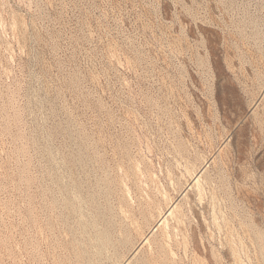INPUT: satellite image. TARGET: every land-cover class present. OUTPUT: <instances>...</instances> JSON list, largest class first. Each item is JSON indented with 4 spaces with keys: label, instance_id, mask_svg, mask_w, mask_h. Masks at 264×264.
<instances>
[{
    "label": "rangeland",
    "instance_id": "374dc122",
    "mask_svg": "<svg viewBox=\"0 0 264 264\" xmlns=\"http://www.w3.org/2000/svg\"><path fill=\"white\" fill-rule=\"evenodd\" d=\"M262 60L264 0H0V264H76L120 203L146 193L160 199L152 226L120 264H264Z\"/></svg>",
    "mask_w": 264,
    "mask_h": 264
},
{
    "label": "bare ground",
    "instance_id": "6f19581e",
    "mask_svg": "<svg viewBox=\"0 0 264 264\" xmlns=\"http://www.w3.org/2000/svg\"><path fill=\"white\" fill-rule=\"evenodd\" d=\"M210 2V1H209ZM223 3V2H222ZM210 6V5H209ZM231 23V22H230ZM239 26V25H238ZM234 30V29H233ZM250 31V30H249ZM233 32V31H232ZM238 32V31H237ZM232 37H234L233 35H232ZM236 38V37H235ZM249 39V38H248ZM230 45V44H229ZM229 47V46H228ZM245 48V47H244ZM231 49H233V48H231ZM249 49V48H248ZM248 49H247V51H248ZM250 50L252 51V49L250 48ZM254 50V49H253ZM257 50V49H256ZM235 51V50H234ZM247 51H245V52H247ZM258 51V50H257ZM245 52H244V54H245ZM233 53V52H232ZM236 53V52H235ZM239 53V52H238ZM242 53V52H241ZM249 53V52H248ZM252 53V52H251ZM225 54H226V52H225ZM254 54V53H253ZM246 55V54H245ZM256 55V54H255ZM261 55H263V54H261ZM236 56V55H235ZM257 56V55H256ZM258 56H260V55H258ZM246 57H248V55L246 56ZM226 58V57H225ZM233 60V59H232ZM231 60V61H232ZM245 60V59H244ZM243 60V61H244ZM248 60V59H247ZM246 60V61H247ZM251 60V59H250ZM256 60V59H255ZM243 61H242V63H243ZM262 61H264V60H262ZM261 61V62H262ZM254 62V61H253ZM256 62V61H255ZM261 62H258L259 64L261 63ZM246 63H248V62H246ZM252 63V62H251ZM263 63V62H262ZM230 64V63H229ZM244 64V63H243ZM231 65H233V64H231ZM241 65V64H240ZM245 65V64H244ZM253 65H255V64H253ZM256 65H258L257 63H256ZM263 65V64H262ZM248 66H249V64H248ZM248 66H246V67H248ZM251 66V65H250ZM249 66V67H250ZM258 66H260V65H258ZM235 67V66H234ZM260 68V67H259ZM258 68V69H259ZM250 69V68H249ZM236 70V69H235ZM255 70V69H254ZM252 71V70H251ZM244 72H246L245 70H244ZM243 73V72H242ZM257 73V72H256ZM259 73V72H258ZM246 74V73H245ZM253 74V73H252ZM252 74H250V75H252ZM239 75H240V73H239ZM242 75V74H241ZM248 75V74H247ZM259 76V75H258ZM241 77V76H240ZM243 77V76H242ZM257 77V76H256ZM252 78V77H251ZM255 78V77H254ZM241 80V79H240ZM249 80V79H248ZM247 80V81H248ZM239 81V80H238ZM234 84V83H233ZM254 84V83H253ZM228 86V85H227ZM225 88V87H224ZM168 89V88H167ZM226 92V91H225ZM230 93H231V91H230ZM232 94V93H231ZM169 95V94H168ZM171 95V94H170ZM229 95V94H228ZM173 96V95H172ZM171 97V96H170ZM173 99V98H172ZM223 100V99H222ZM140 101V100H139ZM157 101V100H156ZM168 101H170V100H168ZM149 104V103H148ZM224 104V103H223ZM258 104V103H257ZM167 105V104H166ZM254 105V104H253ZM164 108V107H163ZM188 109V108H187ZM209 109V108H208ZM254 109V108H253ZM131 110V109H130ZM150 110V109H149ZM186 112V111H185ZM211 112V111H210ZM173 116V115H172ZM175 116V115H174ZM184 116V115H183ZM141 118V117H140ZM157 118V117H156ZM133 120V119H132ZM186 120H187V118H186ZM129 121V120H128ZM207 121H208V119H207ZM127 122V121H126ZM189 122V121H188ZM173 123V122H172ZM129 124V123H128ZM190 124V123H189ZM188 124V125H189ZM194 124V123H193ZM140 125V124H139ZM145 125V124H144ZM187 125V124H186ZM192 125V124H191ZM161 126V125H160ZM193 126V125H192ZM151 127V126H150ZM189 127V126H188ZM191 127V126H190ZM206 127V126H205ZM131 128V127H130ZM149 128V127H148ZM195 128V127H194ZM192 130V129H191ZM174 131V130H173ZM179 131V130H178ZM189 131V130H188ZM152 132V131H151ZM164 132V131H163ZM171 132V131H170ZM179 133V132H178ZM199 133V132H198ZM136 134H138V133H136ZM152 134V133H151ZM171 134V133H170ZM182 134V133H181ZM200 134V133H199ZM145 135V134H144ZM167 136V135H166ZM173 136V135H172ZM175 136V135H174ZM179 136V135H178ZM120 137V136H119ZM121 137H123V136H121ZM137 137H138V135H137ZM155 137V136H154ZM169 137V136H168ZM180 137H181V135H180ZM167 138V137H166ZM177 138V137H176ZM184 138V137H183ZM183 138H180V139H182V140H184ZM187 138V137H186ZM139 139V138H138ZM153 139V138H152ZM172 139V138H171ZM174 139V138H173ZM189 140V139H188ZM121 141V140H120ZM134 141V140H133ZM174 141V140H173ZM172 141V142H173ZM178 141V140H177ZM180 141V140H179ZM178 141V142H179ZM164 142V141H163ZM162 142V143H163ZM185 142V141H184ZM166 144V143H165ZM185 144V143H184ZM189 144V143H188ZM128 145V144H127ZM133 145V144H132ZM173 145H175V144H173ZM178 145V144H177ZM221 145V144H220ZM79 146V145H78ZM150 146V145H149ZM154 146H156V145H154ZM185 146H187V147H189L187 144L185 145ZM191 146H192V144H191ZM162 147V146H161ZM171 147V146H170ZM173 147V146H172ZM177 147V146H176ZM117 148V147H116ZM131 148V147H130ZM141 148V147H140ZM150 148V147H149ZM164 148V147H163ZM163 148H161V149H163ZM166 148V147H165ZM173 148H175V147H173ZM181 148V147H180ZM183 148V147H182ZM191 149H192V147H190ZM65 149V148H64ZM151 149H152V147H151ZM177 149V148H176ZM179 149V148H178ZM188 149V148H187ZM194 149V148H193ZM148 150V149H147ZM153 150V149H152ZM164 150V149H163ZM182 150H185L184 148L182 149ZM63 151V150H62ZM166 151V150H165ZM175 150H173V152H174ZM180 151V150H179ZM186 151V150H185ZM189 151V150H188ZM198 151V150H197ZM118 152V151H117ZM149 152V151H148ZM177 152V151H176ZM175 152V153H176ZM181 152V151H180ZM196 152V151H195ZM218 152V151H217ZM222 152V151H221ZM71 153H73V152H71ZM70 153V154H71ZM115 153V152H114ZM159 153V152H158ZM161 153V152H160ZM171 153H172V149H171ZM178 153V152H177ZM123 154V153H122ZM129 154V153H128ZM180 154V153H179ZM193 154V153H192ZM127 155V154H126ZM131 155V154H130ZM165 155H168V154H165ZM195 155V154H194ZM198 155V154H197ZM169 156V155H168ZM174 156H176L175 154H174ZM186 156V155H185ZM192 156V155H191ZM199 156V155H198ZM201 156V155H200ZM118 157V156H117ZM131 157V156H130ZM152 157V156H151ZM173 157V156H172ZM177 157V156H176ZM180 157L182 158V156H181V154H180ZM197 157V156H196ZM196 157L194 158V160H196ZM169 158V157H168ZM180 158V159H181ZM184 158V157H183ZM202 158H203V156H202ZM204 158H206L205 156H204ZM208 158V157H207ZM59 159V158H58ZM126 159V158H125ZM130 159V158H129ZM135 159V158H134ZM133 159V160H134ZM157 160H158V158H156ZM160 159V158H159ZM162 159H163V157H162ZM193 159V158H192ZM198 159H199V157H198ZM201 159V158H200ZM200 159H199V161H200ZM73 160V159H72ZM131 160V159H130ZM183 160H185V159H183ZM188 160V159H187ZM114 161H116V159L114 160ZM118 161V160H117ZM124 162H125V160H123ZM141 161V160H140ZM151 161V160H150ZM150 161H149V163H150ZM170 161H172V160H170ZM181 161H182V159H181ZM180 161V162H181ZM212 161V160H211ZM69 162V161H68ZM73 162V161H72ZM80 162V161H79ZM119 162H121V160H119ZM127 162V161H126ZM130 162V161H129ZM133 162V161H132ZM137 162V161H136ZM143 162V161H142ZM145 162V161H144ZM146 162H148V161H146ZM145 162V163H146ZM158 162V161H157ZM165 162V161H164ZM168 162H169V160H168ZM175 162H176V160H175ZM183 163H184V161H182ZM187 162V161H186ZM112 163H114V162H112ZM153 163V162H152ZM162 163V162H161ZM189 163V162H188ZM195 163V162H194ZM76 164V163H75ZM132 164V163H131ZM143 164V163H142ZM157 164V163H156ZM164 164H166V163H164ZM164 164H163V166H164ZM176 164H179V163H176ZM181 164V163H180ZM179 164V166H181ZM186 164V163H185ZM118 164H116V166H117ZM123 165V164H122ZM139 165V164H138ZM138 165L137 166H135V164L134 165H132L133 167L135 166V167H137L138 168ZM149 165V164H148ZM190 165H192V164H190ZM197 165V164H196ZM204 165L206 166V164L204 163ZM209 165V164H208ZM114 166V165H113ZM115 166V167H116ZM128 166H131V165H128ZM150 166V165H149ZM166 166V165H165ZM188 166V165H187ZM187 166H185V167H183V168H186ZM201 166V165H200ZM60 167V166H59ZM99 167V166H98ZM119 167H122L121 165L119 166ZM151 167H152V164H151ZM171 166H169V169L171 170V168H170ZM192 167H193V165H192ZM194 167H196V166H194ZM198 167H199V165H198ZM204 167V166H203ZM61 168V167H60ZM73 168V167H72ZM140 168V167H139ZM144 168H145V165H144ZM163 168V167H162ZM162 168H160L161 170H162ZM177 168V167H176ZM107 169V168H106ZM119 170H121L120 168H118ZM154 169V168H153ZM157 170L159 169V167L158 168H156ZM168 169V170H169ZM175 169V168H174ZM197 169V168H196ZM90 170V169H89ZM94 170V169H93ZM98 170V169H97ZM123 170H125L124 168H123ZM132 170V169H131ZM150 170V169H149ZM164 170V169H163ZM179 170V169H178ZM178 170H176L175 169V172L176 171H178ZM204 170V169H203ZM86 171V170H85ZM127 171V170H126ZM125 171V172H126ZM143 171V170H142ZM141 171V172H142ZM148 171V170H147ZM154 171H155V169H154ZM153 171V172H154ZM160 171V170H159ZM181 171H183V170H181ZM185 171V170H184ZM190 171H192V170H190ZM194 171H196V170H193V172ZM201 171V170H200ZM103 172V171H102ZM117 172H119V171H117ZM124 172V174H126V175H128L127 174V172L125 173ZM165 172V171H164ZM167 172V171H166ZM171 172V171H170ZM173 172V171H172ZM175 172H174V174H175ZM192 172V173H193ZM203 172V171H202ZM90 173H91V171H90ZM96 173V172H95ZM168 173V172H167ZM177 173V172H176ZM186 173H187V171H186ZM115 174H117V173H114V175ZM123 174V175H124ZM132 174V173H131ZM143 174V173H142ZM145 174H147V173H145ZM181 174V173H180ZM183 174V173H182ZM191 174V173H190ZM190 174H187V175H190ZM194 174H195V172H194ZM193 174V176L194 177H192V180H194L193 181V184L194 185H196L195 187H198L199 188V186H200V190L201 191H203V189H202V187H201V185H199V178L197 177V174L198 173H196L195 175ZM200 174V173H199ZM202 174V173H201ZM206 174V173H205ZM43 175V174H42ZM118 175V174H117ZM126 175H124V176H126ZM130 175V174H129ZM137 175V174H136ZM151 175V174H150ZM178 175V174H177ZM176 175V177H177V179H178V176ZM185 175V174H184ZM63 176V175H62ZM134 176V175H133ZM143 176H144V174H143ZM155 176V175H154ZM159 176H160V173H159ZM168 176H170V175H166V177L168 178ZM180 176H182V175H180ZM179 176V177H180ZM138 177V176H137ZM137 177H136V179H137ZM161 177H163L164 178V176H161ZM171 177V176H170ZM173 177H174V175H173ZM184 176H182V178H183ZM189 177V176H188ZM200 177V176H199ZM107 178V177H106ZM117 178V177H116ZM115 178V179H116ZM134 178V180H136L135 179V177H133ZM146 178V177H145ZM156 178H157V176H156ZM185 178V177H184ZM202 178V177H201ZM124 179V178H123ZM123 179H122V181H123ZM129 179H131V178H129ZM139 179V178H138ZM150 179V178H149ZM149 179H145V180H149ZM168 179H170V178H168ZM172 179V178H171ZM180 179V178H179ZM95 180V179H94ZM114 180V179H113ZM113 180H112V182H113ZM140 180H142V178L140 179ZM151 181H152V178L150 179ZM149 180V181H150ZM154 180V179H153ZM158 180H159V178H158ZM167 180V179H166ZM172 180H174V179H172ZM171 180V181H172ZM188 180V179H187ZM191 180V181H192ZM203 180V179H202ZM53 181V180H52ZM75 181H76V179H75ZM106 181H108L107 179H106ZM119 181H121V180H119ZM124 181H126V180H124ZM151 181H150V183H151ZM160 181V180H159ZM169 181V180H168ZM182 181H184V179L182 180ZM186 181V180H185ZM184 181V182H185ZM201 181V180H200ZM71 182H73V181H71ZM79 182V181H78ZM127 182V181H126ZM125 182V184L127 185V183ZM131 182H132V179H131ZM136 182V181H135ZM135 182H133V183H135ZM148 182V181H147ZM167 182V181H166ZM174 182V181H173ZM188 182V181H187ZM186 182V183H187ZM205 182V181H204ZM209 182V181H208ZM55 183V182H54ZM61 183V182H60ZM75 183V182H74ZM103 183V182H102ZM109 183V182H108ZM111 183V182H110ZM118 183V182H117ZM144 183V182H143ZM143 183H141V184H143ZM168 183V182H167ZM189 183V182H188ZM202 183V182H201ZM42 184V183H41ZM44 184V183H43ZM76 184V183H75ZM74 184V185H75ZM100 184V183H99ZM120 184H121V182H120ZM124 184V183H123ZM129 184H131L130 182H129ZM138 184V183H137ZM139 184H140V182H139ZM139 184H138V186H139ZM153 184H156V182L155 183H153ZM160 184V183H159ZM170 184V183H169ZM173 184V183H172ZM202 184H204V183H202ZM223 184V183H222ZM73 185V184H72ZM86 185V184H85ZM94 185V184H93ZM111 185V184H110ZM119 185V184H118ZM126 185L124 186V187H126ZM133 185V184H132ZM131 185V186H132ZM145 185V184H144ZM143 185V186H144ZM148 185V184H147ZM164 185V184H163ZM177 187H178V185L177 184H175ZM174 185V186H175ZM181 185V184H180ZM193 185V186H194ZM199 185V186H198ZM63 186V185H62ZM77 187H78V185H76ZM79 186H81V185H79ZM104 186H105V183H104ZM112 186V185H111ZM115 186V185H114ZM120 186H122V185H120ZM143 186L141 187V189L143 188ZM169 186V185H168ZM173 186V187H174ZM182 186V185H181ZM186 186V185H185ZM192 186V185H191ZM43 187V186H42ZM74 187V186H73ZM97 187H99V186H96V189H97ZM107 187V186H106ZM119 187V186H118ZM128 187V186H127ZM130 187V186H129ZM151 187V186H150ZM155 187V186H154ZM157 187V186H156ZM158 187H159V185H158ZM157 187V188H158ZM176 187V188H177ZM72 188V187H71ZM100 188V187H99ZM110 188V187H109ZM123 188V187H122ZM137 188H139V187H137ZM157 188L155 189V191H157ZM160 188V187H159ZM158 188V189H159ZM182 188V187H181ZM185 187H183V189H184ZM206 188V187H205ZM40 189V188H39ZM75 189V188H74ZM73 189V190H74ZM77 189V188H76ZM86 189V188H85ZM89 189V188H88ZM87 189V190H88ZM125 189V188H124ZM130 189V188H129ZM140 189V188H139ZM149 189H151V188H149ZM67 190H68V188H67ZM72 190V191H73ZM95 190V189H94ZM106 190H108L107 188H106ZM105 190V191H106ZM123 190V189H122ZM125 190H127V191H129L128 189H125ZM133 190V189H132ZM135 190V189H134ZM138 190V189H137ZM148 190V189H147ZM146 190V191H147ZM154 190V189H153ZM162 190H164V188L162 189ZM161 190V195H162V198H164L165 197V194H167V193H165L164 191H162ZM166 190V189H165ZM178 190V189H177ZM185 190V189H184ZM196 190V193H197V188L195 189ZM213 190V189H212ZM62 191V190H61ZM78 191H80V190H78ZM77 191V192H78ZM90 191H92V190H90ZM99 191H101V190H99ZM151 191V190H150ZM171 191H172V189H171ZM179 191V190H178ZM182 191V190H181ZM186 191V190H185ZM184 191V192H185ZM187 191H189V190H187ZM215 191V190H214ZM60 192V191H59ZM71 192V191H70ZM75 192V191H74ZM85 192V191H84ZM87 192V191H86ZM89 192V191H88ZM93 192V191H92ZM112 192H113V190L111 191V194H112ZM123 192V191H122ZM137 192V191H136ZM164 192V193H163ZM174 192V191H173ZM176 192V191H175ZM211 192V191H210ZM46 193V192H45ZM63 193V192H62ZM81 193V192H80ZM100 193V192H99ZM106 193V192H105ZM120 193V192H119ZM129 193V192H128ZM141 193V192H140ZM158 193H160L159 191H158ZM193 193H194V191H193ZM59 194V193H58ZM73 194V193H72ZM71 194V195H72ZM78 194H79V192H78ZM82 194V193H81ZM94 194V193H93ZM115 194V193H114ZM123 194V193H122ZM134 194V193H133ZM142 194V193H141ZM153 194V193H152ZM152 194H150V193H146L143 197H141V198H139V199H134V200H136V201H134L135 203H130V202H124V203H120V205L119 204H117V205H119L118 206V216H117V219H116V223H113V224H110L109 226H106L108 223V221L106 222L107 224H105V226L103 227V229H97V230H94L93 231V234L91 235V236H89L90 238H89V241H88V239L86 238L87 237V235H89L88 233H87V235H86V239H87V241H85V242H88L87 243V247H85L84 245V249L83 250H81L80 251V253H79V250H76V251H78V254L75 256V255H73V254H71V255H73V256H75V258L73 259V260H76V261H74L76 264H107L108 263V260L110 259V260H114V262L117 264V263H119L120 262V260L124 257V253H125V247L127 246L126 244H127V242L128 241H132V240H129V238H131L132 236H131V234L132 233H136V234H138V233H141L140 235H142V232H141V230H142V227H143V225H144V223H146V222H148L149 223V220H150V218H152L153 217V211L156 209V208H158V202L157 201H159V200H156V198L157 197H153V196H151ZM155 194H156V192H155ZM182 194V193H181ZM200 194L202 195L203 193H201L200 192ZM64 195V194H63ZM75 195V194H74ZM73 195V196H74ZM85 195H87V194H85ZM89 195H91V194H89ZM95 195V194H94ZM97 195V194H96ZM102 195H104V193L102 194ZM123 195H125V194H123ZM129 195H131L130 193H129ZM139 195V194H138ZM160 195V194H159ZM164 195V196H163ZM183 195V194H182ZM191 195V194H190ZM196 196H197V194H195ZM53 196V195H52ZM68 196V195H67ZM72 196V197H73ZM77 196V195H76ZM75 196V197H76ZM80 196V195H79ZM82 196H83V194H82ZM93 196V195H92ZM98 196V195H97ZM106 196H108V195H106ZM113 196V195H112ZM116 196H117V194H116ZM121 196V195H120ZM126 196H128V194L126 195ZM135 196V195H134ZM193 196V195H192ZM63 197V196H62ZM86 197V196H85ZM99 197V196H98ZM103 197V196H102ZM101 197V198H102ZM110 197V196H109ZM131 197H132V195H131ZM198 197V196H197ZM204 197V196H203ZM65 198H66V196H65ZM67 198H69V197H67ZM66 198V199H67ZM84 198V197H83ZM88 198V197H87ZM108 198V197H107ZM114 198V197H113ZM129 199H130V197H128ZM135 198H137V197H135ZM159 198V197H158ZM166 198V197H165ZM223 198V197H222ZM43 199H44V197H43ZM55 199V198H54ZM60 199V198H59ZM62 199H64V198H62ZM77 199H78V197H77ZM85 199V198H84ZM89 199V198H88ZM103 199V198H102ZM106 199V198H105ZM109 199V198H108ZM171 199V198H170ZM194 199V198H193ZM196 199V198H195ZM195 199H194V201H195ZM198 199H200L199 197H198ZM198 199H196V200H198ZM203 199V198H202ZM216 199V198H215ZM46 200V199H45ZM45 200H43V202L42 203H44L45 202ZM50 200H51V198H50ZM56 200V199H55ZM72 200V199H71ZM78 200H80V199H78ZM90 200V199H89ZM94 200V199H93ZM122 200V199H121ZM127 200V199H126ZM125 200V201H126ZM167 200H168V198H167ZM49 201V200H48ZM58 201V200H57ZM56 201V202H57ZM62 201V200H61ZM81 201V200H80ZM79 201V202H80ZM88 201V200H87ZM114 201V200H113ZM112 201V202H113ZM163 201V200H162ZM188 201V200H187ZM186 201V202H187ZM59 203H60V201H58ZM70 202V201H69ZM68 202V203H69ZM82 202V201H81ZM91 202V201H90ZM97 202V201H96ZM115 202V201H114ZM119 202V201H118ZM167 202V201H166ZM166 202H164V203H166ZM189 202H190V200H189ZM188 202V203H189ZM216 202H217V200H216ZM45 203H47V202H45ZM49 203H51V202H49ZM54 203V202H53ZM65 203V202H64ZM63 203V204H64ZM72 203H74L75 204V201H72ZM84 204H85V201L83 202ZM92 203V202H91ZM108 203H110V202H108ZM159 203H161V202H159ZM210 203V202H209ZM48 204V203H47ZM82 204V203H81ZM94 204V203H93ZM96 204H98V203H96ZM101 204V203H100ZM114 204V203H113ZM170 205H168V207H167V209L165 208L166 207V205H167V203L165 204V210H164V212H162V211H160L159 210V217H156L157 219V225H165V220L167 219L166 218V216L167 215H169V217H170V215H172L173 216V213H174V209H176L177 207H176V204H174V202H172V203H169ZM190 204H191V202H190ZM189 204V205H190ZM199 204H201V203H199ZM204 204V203H203ZM217 204V203H216ZM43 205V204H42ZM45 205V204H44ZM56 205V204H55ZM61 205V204H60ZM66 205V204H65ZM70 205H71V203H70ZM78 205V204H77ZM79 205H80V203H79ZM108 205V204H107ZM160 205H162V204H160ZM192 205V204H191ZM190 205V206H191ZM220 205V204H219ZM72 206H74V205H72ZM96 206V205H95ZM102 206H104V205H102ZM106 206V205H105ZM164 206V205H163ZM178 206V205H177ZM215 206V205H214ZM90 207V206H89ZM110 207V206H109ZM108 207V208H109ZM162 207V206H161ZM197 207V206H196ZM217 207V206H216ZM41 208V207H40ZM51 208V207H50ZM55 208V207H54ZM63 208V207H62ZM94 208V207H93ZM97 208H98V206H97ZM108 208H106V209H108ZM183 208V207H182ZM55 209H59L58 207L57 208H55ZM66 209V208H65ZM69 209V208H68ZM81 209V208H80ZM83 209V208H82ZM86 209V208H85ZM89 209V208H88ZM102 209H103V207H102ZM105 209V210H106ZM110 209V208H109ZM112 209V208H111ZM115 209V208H114ZM177 209H180L179 207L177 208ZM188 209H190V207L188 208ZM51 210V209H50ZM60 211L59 212H61V209H59ZM90 210V209H89ZM91 210H92V208H91ZM98 210V209H97ZM99 210H100V208H99ZM104 210V211H105ZM163 210V209H162ZM215 210V209H214ZM47 211V210H46ZM45 211V212H46ZM49 211V210H48ZM56 211V210H55ZM80 211V210H79ZM102 211V213H103V210H101ZM116 211V210H115ZM44 212V213H45ZM53 212V211H52ZM52 212H50V213H52ZM74 212H75V210H74ZM81 212V211H80ZM83 212V211H82ZM155 212V211H154ZM176 212H178V210L176 211ZM175 212V213H176ZM180 212H181V210H180ZM214 212V211H213ZM49 213V212H48ZM84 213V212H83ZM95 213V212H94ZM98 213V212H97ZM108 213V212H107ZM182 213V212H181ZM36 214V213H35ZM55 213H53V215H54ZM58 214V213H57ZM70 214H72V212L70 213ZM90 214V213H89ZM96 214V213H95ZM94 214V215H95ZM99 214V218H100V215H101V212H99L98 213ZM105 213H103L102 215H104ZM109 214V213H108ZM111 214V213H110ZM113 214V213H112ZM167 214V215H166ZM184 214H186V213H184ZM214 214V213H213ZM59 215H61V213L59 214ZM59 215H58V219H59ZM63 215V214H62ZM74 215V214H73ZM92 215V214H91ZM116 215V214H115ZM115 215H114V217H115ZM177 215V214H176ZM180 215V214H179ZM183 215V214H182ZM182 215H180V216H182ZM46 216V215H45ZM49 216V215H48ZM56 216V215H55ZM67 216H68V214H67ZM110 216H112V215H110ZM184 216V215H183ZM73 217V216H72ZM75 217V216H74ZM92 217V216H91ZM168 217V216H167ZM205 217V216H204ZM215 217V216H214ZM224 217V216H223ZM49 218H52V214H51V217H49ZM61 218V217H60ZM64 218V217H63ZM66 218V217H65ZM82 218V217H81ZM84 218V220H85V217H83ZM95 218V217H94ZM101 218H102V216H101ZM100 218V219H101ZM177 218H179V216L177 217ZM181 218V217H180ZM219 218V217H218ZM31 219V218H30ZM57 219V220H58ZM62 219V218H61ZM76 219H78V218H76ZM90 219V218H89ZM105 219V218H104ZM104 219H103V221H104ZM111 220H112V218H110ZM169 219V218H168ZM172 219H174V218H172ZM215 219V218H214ZM223 219V218H222ZM225 219V218H224ZM223 219V220H224ZM51 220V219H50ZM54 220V219H53ZM78 220H80V219H78ZM77 220V221H78ZM95 220V223H97L98 224V221L96 222V219H94ZM97 220H98V218H97ZM102 220V219H101ZM153 220V219H152ZM175 220V219H174ZM183 220V219H182ZM204 220V219H203ZM218 220V219H217ZM28 221V220H27ZM41 221V220H40ZM61 221V220H60ZM177 221H179V220H177ZM176 221V222H177ZM181 221V220H180ZM186 221V220H185ZM219 221V220H218ZM37 222V221H36ZM54 222V221H53ZM63 222V221H62ZM71 222H72V220H71ZM79 222V221H78ZM81 222V221H80ZM105 222V221H104ZM175 221H174V223H176ZM193 222V221H192ZM205 222V221H204ZM225 222V221H224ZM54 223H56V222H54ZM88 223H90L88 220H87V224ZM94 223V222H93ZM102 223V222H101ZM101 223H99V224H101ZM171 223V222H170ZM179 223V222H178ZM214 223V222H213ZM226 223V222H225ZM224 223V224H225ZM57 224H58V222H57ZM80 224V223H79ZM98 224V225H99ZM152 223H149V225H151ZM155 224V223H154ZM179 224H181V223H179ZM178 224V225H179ZM218 224V223H217ZM50 225H53V224H51V222H50ZM60 225V224H59ZM93 225V224H92ZM91 225V227H93ZM102 225H103V223H102ZM156 225V224H155ZM170 225V224H169ZM168 225V226H169ZM177 225V224H176ZM176 225H174L175 227H176ZM63 226H65V225H63ZM76 226H77V223H76ZM75 226V227H76ZM86 226H89V225H86ZM96 226V225H95ZM152 226V225H151ZM171 226V225H170ZM217 226V225H216ZM227 226V225H226ZM47 227V226H46ZM57 227V226H56ZM90 227V228H91ZM158 227V226H157ZM156 227V228H157ZM162 227V226H161ZM172 227H173V225H172ZM180 227H184V226H180ZM40 228V227H39ZM54 228V227H53ZM68 228H70V227H68ZM76 228H78V226L76 227ZM86 228V227H85ZM98 228V227H97ZM147 228H148V226H147ZM171 228V227H170ZM170 228H168V229H170ZM178 228V227H177ZM254 228V227H253ZM144 229V228H143ZM148 229H150V228H148ZM147 229V230H148ZM158 229H160V228H157L156 230H158ZM164 229H165V227H164ZM172 229V228H171ZM71 230V229H70ZM78 230V229H77ZM81 230H82V228H81ZM85 230V229H84ZM146 230V229H145ZM146 230V231H147ZM153 230V229H152ZM155 230V229H154ZM179 230V229H178ZM182 229H180V231H181ZM255 231H256V229H254ZM54 231V230H53ZM65 231V230H64ZM67 231V230H66ZM86 231H89V228H88V230H87V228H86ZM150 231V230H149ZM159 231V230H158ZM170 231V230H169ZM174 231H176V230H174ZM193 231V230H192ZM252 231V230H251ZM251 231L249 232V235H251L250 233H251ZM80 232V231H79ZM155 232V231H154ZM163 232V231H162ZM166 232V231H165ZM252 232H254V231H252ZM80 233H82V232H80ZM151 233V232H150ZM149 233V234H150ZM170 233V232H169ZM174 233V232H173ZM227 233V232H226ZM230 233V232H229ZM257 233V232H256ZM259 233V232H258ZM78 234V233H77ZM165 235H166V233H164ZM163 234V235H164ZM175 234V233H174ZM176 234H179V233H176ZM181 234V233H180ZM184 234V233H183ZM261 234V233H260ZM74 235V234H73ZM80 234H78V236H79ZM139 235V234H138ZM147 235V234H146ZM170 235H171V233H170ZM182 235V234H181ZM253 235H254V233H253ZM257 235V234H256ZM129 236H131V237H129ZM150 236H152V235H150ZM166 236H168V235H166ZM166 236H164L166 239L167 238H169V237H166ZM227 236V235H226ZM230 236V235H229ZM233 236V235H232ZM260 236V235H259ZM47 237V236H46ZM67 237V236H66ZM82 237V236H81ZM80 237V238H81ZM135 237V236H134ZM158 237H162V233H161V236H158ZM228 237V236H227ZM237 237V236H236ZM248 237V236H247ZM52 238V237H51ZM72 238H73V236H72ZM133 238V237H132ZM153 238V237H152ZM249 238V237H248ZM254 238H255V235H254ZM256 238H257V236H256ZM263 238V237H262ZM45 239V238H44ZM136 239V238H135ZM149 239H150V237H149ZM161 239V238H160ZM225 239H226V237H225ZM231 239H232V237H231ZM230 239V240H231ZM65 240V239H64ZM67 240V239H66ZM80 240V239H79ZM83 240H84V238H83ZM83 240L81 241V242H83ZM140 240H142L141 242H144V241H146V240H148L147 239V237L146 236H144L143 237V239H140ZM151 240V239H150ZM154 240H156V239H154ZM164 240V239H163ZM171 240V239H170ZM169 240V241H170ZM234 240H235V238H234ZM256 240V239H255ZM264 240V239H263ZM57 241V240H56ZM73 241H75L74 239L72 240V242ZM135 240H133V242H134ZM160 241H162V240H160ZM186 241V240H185ZM184 241V242H185ZM241 241V240H240ZM259 241V240H258ZM45 242V241H44ZM46 242H47V240H46ZM55 242V241H54ZM71 242V243H72ZM77 242V241H76ZM147 242V241H146ZM166 242H168V241H166ZM175 242V241H174ZM182 242V241H181ZM223 242V241H222ZM231 242V241H230ZM233 242V241H232ZM256 243H257V240L255 241ZM32 243V242H31ZM78 244H79V242H77ZM77 243H76V245H77ZM130 243V242H129ZM128 243V244H129ZM145 243V242H144ZM153 243H155L154 241H153ZM158 243V242H157ZM156 243V244H157ZM169 243V242H168ZM179 243V242H178ZM226 243H227V241H226ZM262 243V242H261ZM264 243V242H263ZM64 244V243H63ZM66 244H67V242H66ZM83 244V243H82ZM82 244H80V245H82ZM138 244H140V243H138ZM143 244V243H142ZM152 244V243H151ZM155 244V245H156ZM161 244H164V243H161ZM229 244V243H228ZM251 244H253V243H251ZM132 245H133V243H132ZM136 245V244H135ZM134 245V246H135ZM153 245V244H152ZM165 245V244H164ZM179 245V244H178ZM188 245V244H187ZM222 245V244H221ZM233 245V244H232ZM264 245V244H263ZM67 246V245H66ZM73 246V245H72ZM134 246H133V248H134ZM143 246V245H142ZM146 246H149V245H146ZM157 246H158V244H157ZM162 246V245H161ZM186 246V245H185ZM235 246V245H234ZM240 246V245H239ZM244 246V245H243ZM252 246V245H251ZM259 246V245H258ZM65 247V246H64ZM68 247H69V245H68ZM71 247V246H70ZM69 247V248H70ZM80 247V246H79ZM151 247V246H150ZM150 247H147V248H150ZM166 246H164V248H165ZM181 246H179V248H180ZM221 247V246H220ZM223 247V246H222ZM229 247V246H228ZM236 247V246H235ZM76 248H78V247H76ZM127 248V247H126ZM130 249H132V246L131 247H129ZM129 248H127V249H129ZM137 248V247H136ZM139 248H141V246L139 247ZM155 248V247H154ZM153 248V249H154ZM161 248V247H160ZM187 248V247H186ZM234 248V247H233ZM256 248V247H255ZM67 249V248H66ZM66 249H64V250H66ZM71 249H72V247H71ZM125 249V250H124ZM135 249V248H134ZM138 249V248H137ZM229 249V248H228ZM230 249H232V248H230ZM241 249V248H240ZM259 249H260V247H259ZM156 249H154V251H155ZM158 250V249H157ZM161 250H163L162 248H161ZM184 250V249H183ZM236 250V249H235ZM37 251V250H36ZM69 251V250H68ZM73 251V250H72ZM74 251H75V249H74ZM73 251V252H74ZM130 251V250H129ZM244 251V250H243ZM39 252V251H38ZM55 252V251H54ZM131 252V251H130ZM133 252V251H132ZM150 252V251H149ZM151 252H152V250H151ZM162 252V251H161ZM167 252V251H166ZM165 252V249H164V253H166ZM169 252H170V249H169ZM186 252V251H185ZM184 252V253H185ZM237 253H238V251H236ZM27 253V252H26ZM75 253V252H74ZM127 253V252H126ZM135 253V252H134ZM146 253V252H145ZM148 253V252H147ZM171 253H173V252H171ZM214 253V252H213ZM216 253V252H215ZM228 253H229V251H228ZM235 253V252H234ZM237 253L236 254H234V255H237ZM249 253V252H248ZM257 253V252H256ZM38 254V253H37ZM62 254V253H61ZM65 255H67L66 254V252L64 253ZM139 254V253H138ZM152 254H153V252H152ZM156 254V253H155ZM166 254H169V253H166ZM232 254V253H231ZM245 254V253H244ZM45 255V254H44ZM49 255V254H48ZM129 255V254H128ZM150 255V254H149ZM161 255H163V254H161ZM160 255V256H161ZM243 255V254H242ZM253 255V254H252ZM38 256V255H37ZM62 256V255H61ZM127 256V255H126ZM157 256V255H156ZM156 256L154 255L153 257H155L156 258ZM159 256V255H158ZM164 256H166V255H164ZM217 256H218V254H217ZM238 256H239V254H238ZM130 257V256H129ZM148 257V256H147ZM169 257V256H168ZM227 257V256H226ZM233 257V256H232ZM240 257V256H239ZM62 258H63V256H62ZM68 258H69V256H68ZM143 258H145V257H143ZM151 258V257H150ZM158 258V257H157ZM33 259V258H32ZM54 259V258H53ZM61 259V258H60ZM65 259V258H64ZM146 259V258H145ZM189 259V258H188ZM237 259V258H236ZM58 260V259H57ZM63 260V259H62ZM128 259L126 258L124 261H123V263L125 264L126 263V261H127ZM148 260H151V259H148ZM147 260V261H148ZM159 260V259H158ZM200 260V259H199ZM241 260V259H240ZM64 261H66V260H64ZM71 261V260H70ZM128 261H130V259L128 260ZM140 261H143V259L142 260H140ZM165 261V260H164ZM164 261H162V264L164 263ZM170 261V260H169ZM195 261V260H194ZM67 262V261H66ZM69 262V261H68ZM237 262V261H236ZM239 262V261H238ZM62 263V262H61ZM73 263V262H72ZM111 263V262H110ZM130 263H132L131 261H130ZM129 263V264H130ZM134 263V262H133ZM143 263H145V261L143 262ZM152 263V262H151ZM198 263V262H197ZM232 263V262H231ZM258 263V262H257ZM55 264V263H54ZM113 264V263H112ZM120 264V263H119ZM127 264V263H126ZM135 264V263H134ZM139 264H141L140 262H139ZM238 264V263H237ZM239 264H240V262H239Z\"/></svg>",
    "mask_w": 264,
    "mask_h": 264
}]
</instances>
